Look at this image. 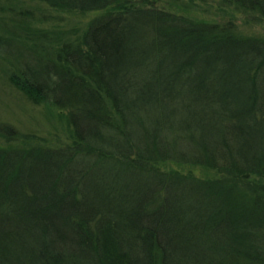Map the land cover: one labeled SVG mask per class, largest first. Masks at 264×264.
Instances as JSON below:
<instances>
[{"label":"trees","instance_id":"16d2710c","mask_svg":"<svg viewBox=\"0 0 264 264\" xmlns=\"http://www.w3.org/2000/svg\"><path fill=\"white\" fill-rule=\"evenodd\" d=\"M202 2L221 18L0 0V71L68 137L0 123V264H264V34L236 18L264 0ZM47 9L95 15L47 28Z\"/></svg>","mask_w":264,"mask_h":264},{"label":"rangeland","instance_id":"374dc122","mask_svg":"<svg viewBox=\"0 0 264 264\" xmlns=\"http://www.w3.org/2000/svg\"><path fill=\"white\" fill-rule=\"evenodd\" d=\"M175 2L181 6H188L191 9L188 11L189 14L200 19L221 18L214 4L208 7L202 0H153L154 6L163 9H169L170 4L176 6ZM26 4L32 5L31 2ZM45 13L47 14L45 27L49 28L56 23L61 29L79 30L95 15V13L69 14L52 9H47ZM236 18L239 31L246 34H264V21L259 24H248L244 22V17L240 13ZM59 118L53 112L46 111L42 104L28 101L6 81L0 71V123L10 125L21 134L29 136L28 138L34 142L58 145L68 140L65 124Z\"/></svg>","mask_w":264,"mask_h":264}]
</instances>
